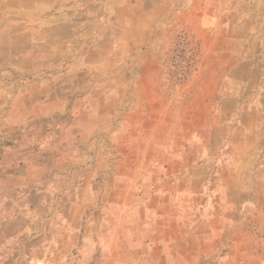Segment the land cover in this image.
Segmentation results:
<instances>
[{"label": "crops", "instance_id": "obj_1", "mask_svg": "<svg viewBox=\"0 0 264 264\" xmlns=\"http://www.w3.org/2000/svg\"><path fill=\"white\" fill-rule=\"evenodd\" d=\"M184 26L203 63L183 101L155 29ZM0 73L31 78L7 125L112 141L134 264H264V0H0Z\"/></svg>", "mask_w": 264, "mask_h": 264}, {"label": "rangeland", "instance_id": "obj_2", "mask_svg": "<svg viewBox=\"0 0 264 264\" xmlns=\"http://www.w3.org/2000/svg\"><path fill=\"white\" fill-rule=\"evenodd\" d=\"M155 33L159 48L172 34L158 28ZM30 80L0 73V117L25 115L26 109L13 105L19 85L25 88ZM164 92L183 101L193 95L190 88ZM67 122L7 125L0 120V264L135 263L136 242L116 234L119 213L132 206L123 202L126 187L118 188L130 173L114 168L112 141L87 147L64 131ZM123 221L127 227L132 216L124 215ZM141 257L140 249V263Z\"/></svg>", "mask_w": 264, "mask_h": 264}, {"label": "built area", "instance_id": "obj_3", "mask_svg": "<svg viewBox=\"0 0 264 264\" xmlns=\"http://www.w3.org/2000/svg\"><path fill=\"white\" fill-rule=\"evenodd\" d=\"M160 52L164 90L181 93L188 89L200 73L203 63V41L196 29L191 26L176 29Z\"/></svg>", "mask_w": 264, "mask_h": 264}]
</instances>
